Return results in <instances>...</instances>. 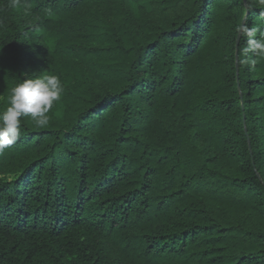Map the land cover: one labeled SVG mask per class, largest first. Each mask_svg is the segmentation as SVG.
Returning <instances> with one entry per match:
<instances>
[{
    "label": "trees",
    "instance_id": "obj_1",
    "mask_svg": "<svg viewBox=\"0 0 264 264\" xmlns=\"http://www.w3.org/2000/svg\"><path fill=\"white\" fill-rule=\"evenodd\" d=\"M250 39L264 0H0V112L64 86L0 152V264H264Z\"/></svg>",
    "mask_w": 264,
    "mask_h": 264
},
{
    "label": "clouds",
    "instance_id": "obj_2",
    "mask_svg": "<svg viewBox=\"0 0 264 264\" xmlns=\"http://www.w3.org/2000/svg\"><path fill=\"white\" fill-rule=\"evenodd\" d=\"M19 0H12L15 6ZM253 36L254 31H249ZM250 47L264 56V39H250ZM64 86L58 75L26 76L11 89L9 106L0 112V152L14 145L23 133V119L30 117L38 127H47L49 113L61 100Z\"/></svg>",
    "mask_w": 264,
    "mask_h": 264
},
{
    "label": "water",
    "instance_id": "obj_3",
    "mask_svg": "<svg viewBox=\"0 0 264 264\" xmlns=\"http://www.w3.org/2000/svg\"><path fill=\"white\" fill-rule=\"evenodd\" d=\"M237 38H238V36H237Z\"/></svg>",
    "mask_w": 264,
    "mask_h": 264
}]
</instances>
